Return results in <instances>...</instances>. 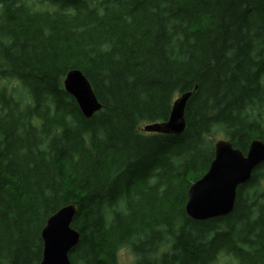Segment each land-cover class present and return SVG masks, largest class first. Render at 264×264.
Returning a JSON list of instances; mask_svg holds the SVG:
<instances>
[{
    "label": "trees",
    "instance_id": "16d2710c",
    "mask_svg": "<svg viewBox=\"0 0 264 264\" xmlns=\"http://www.w3.org/2000/svg\"><path fill=\"white\" fill-rule=\"evenodd\" d=\"M74 68L89 118L64 90ZM190 90L181 134L142 130ZM219 132L264 142V0H0V264H39L69 203L71 264H119L123 246L134 264H264V160L229 214L185 212Z\"/></svg>",
    "mask_w": 264,
    "mask_h": 264
},
{
    "label": "water",
    "instance_id": "95a60500",
    "mask_svg": "<svg viewBox=\"0 0 264 264\" xmlns=\"http://www.w3.org/2000/svg\"><path fill=\"white\" fill-rule=\"evenodd\" d=\"M63 86L76 100L85 118L91 117L101 108L89 80L81 70L74 68L67 71ZM193 90L175 97L165 121L144 124L142 130L149 133L181 134L186 127L185 109ZM263 160L264 142L260 138L251 140L245 153L233 147L227 138H215L214 155L208 169L188 188L185 203L187 216L204 221L229 214L234 207L238 187L250 179L255 167ZM76 210V205L69 203L48 216L40 233L42 256L39 264H71L69 253L80 240L79 231L72 226Z\"/></svg>",
    "mask_w": 264,
    "mask_h": 264
},
{
    "label": "rangeland",
    "instance_id": "374dc122",
    "mask_svg": "<svg viewBox=\"0 0 264 264\" xmlns=\"http://www.w3.org/2000/svg\"><path fill=\"white\" fill-rule=\"evenodd\" d=\"M215 138H225L223 137L222 133L219 132L218 134H216V136L213 138V140ZM264 178L261 180V187L264 188V186L262 185ZM134 260H135V256L134 254L130 251V249L126 246H123L119 249L118 251V261L119 264H134Z\"/></svg>",
    "mask_w": 264,
    "mask_h": 264
}]
</instances>
